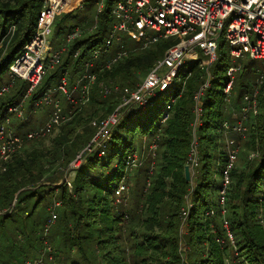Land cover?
Listing matches in <instances>:
<instances>
[{"label": "trees", "instance_id": "trees-1", "mask_svg": "<svg viewBox=\"0 0 264 264\" xmlns=\"http://www.w3.org/2000/svg\"><path fill=\"white\" fill-rule=\"evenodd\" d=\"M42 6L43 0H0V37L4 39V49L0 51V81L32 39ZM112 21L106 12L95 32L75 40L62 63L49 69L53 70L52 74L46 80L43 78L28 102L34 105L49 88L58 85L66 71H71L74 78L91 52L104 46ZM176 42L163 40L150 48L134 51L130 57L101 71L110 59L105 63L98 60L93 69L98 75L97 82L121 77L127 80L125 85H134L135 72L145 75ZM78 49L81 53L75 58ZM3 51L7 54L2 58ZM230 65L229 54L221 49L219 59L212 66V87L204 92L201 101L202 124L196 133L200 143L199 161L204 164L201 179L195 180L194 189L186 181L184 169L190 160L196 94L202 83V70L197 65L189 69L192 76L184 90L181 85L169 95L168 100L175 97L176 102L165 123L159 122L160 112L167 102L162 108L127 112L105 139L103 153L95 151L88 155L89 152H85L71 189L66 182L59 186L41 182L47 165H44L45 156L39 149L26 155L17 154L7 163V169L0 171V264H25L40 255L45 242L53 248L56 261L59 256L64 258L62 264H264V82L258 94L263 113L256 122L247 124L249 137L243 148L246 153L256 151L259 156L245 167L235 165L226 203H220L222 181L216 177L222 176L227 157L224 143L221 145L224 139L221 130L233 113L226 105L224 85L215 90L214 84L219 79L228 81L226 73ZM259 66L261 62L257 60L240 61L241 68L235 74L232 91L234 101L242 103L244 94L252 92L255 80L251 84L248 79L253 74L257 77ZM16 84L13 94L0 99V122L7 109L20 104L27 94L28 82L18 80ZM120 98L117 92L104 96L98 84L94 86L89 102L95 106L94 115L101 119L99 124L115 111ZM81 113L82 109H75L71 118L60 126L62 131L53 141L54 158H62L67 164L79 150L90 144L98 130L92 121L91 127L84 125L88 118ZM140 115L144 122L138 126ZM146 120H150V125L145 123ZM28 123L16 117V134L33 130L32 123L26 128ZM127 123L131 126L127 127ZM138 127L144 138L160 132L155 144H158V156L163 165L148 184L147 170L140 168L132 185V192L141 187L137 202L121 204L115 192L128 173L126 158L134 150L133 139L138 134ZM80 128L85 129L87 136L81 145L72 147ZM59 154L61 156H57ZM62 178L60 176L58 182ZM38 183L39 187L34 188ZM146 185L148 192L145 193ZM192 191V207L185 212L187 196ZM15 199L17 203L13 208ZM56 202L61 203L56 228L52 230L51 227L44 235V226L51 216L49 208ZM225 220L233 234L234 245L224 226ZM184 226L185 233L182 232ZM20 236L24 244L19 241Z\"/></svg>", "mask_w": 264, "mask_h": 264}, {"label": "built area", "instance_id": "built-area-1", "mask_svg": "<svg viewBox=\"0 0 264 264\" xmlns=\"http://www.w3.org/2000/svg\"><path fill=\"white\" fill-rule=\"evenodd\" d=\"M85 1L87 0H43L42 11L32 39L24 46L22 54L10 65L9 73L15 80L9 84L0 85L1 99L10 92L16 79L26 81L29 84L25 98L17 106L9 107L2 118L0 125L1 162L7 161L11 156L22 151L26 141L45 136L71 118V113H63L59 100L54 98L57 92L66 95L73 105L82 106L89 102L92 86L98 79L97 73L93 69L100 56L116 51L110 61L100 68L101 71L104 67L110 68L120 60H124L130 56V53L144 50L163 40L177 39V42L168 48L165 56L150 68L145 78L135 88L123 89L118 84L101 86L100 91L104 96L117 92L122 99L121 106L99 126L102 139L106 137V134L103 135L105 130L118 125L127 112L154 108L159 95L168 96L165 100V103L167 102L164 109L165 114L160 120L161 124L165 123L170 117L169 111L176 102L175 97H170L168 100L169 95L178 86L182 85V90H184V86L192 76V71L189 69L187 72L182 71L184 64L189 60H194L195 63L192 66L197 65L202 70L200 76L202 83L196 94V127L200 122L202 96L205 91L212 87L214 76L211 68L219 59L221 49L229 54L231 60V65L226 73L228 81L225 82L222 89L227 103L232 100L235 74L241 68L240 61L249 58L261 62L256 85H254L251 93L244 94L242 98L244 113H258V94L260 86L264 82V0H96L97 13L94 21L91 23L85 21L72 27L62 40L63 44L54 52L49 53L47 47L50 44V31L59 12L64 11L67 14L74 9L83 8ZM106 12L113 20L107 40L103 47L95 48L90 57L85 59L83 72L75 86L70 89L68 85L70 72L66 71L58 85L49 88L44 96L36 102V105H52L53 112L49 120L40 129L28 132L26 137L12 131L10 128L11 116L15 114L20 118L27 119L23 112L24 101L40 84L47 69L62 63L70 45L86 34L85 28L87 26H90V32L87 33L98 29L101 16ZM121 33L129 35L141 46L128 49L122 45L119 50H111L113 41L115 39L120 40L119 35ZM80 53L81 49L76 50L74 57L77 58ZM76 89H80L78 102L75 101L74 97ZM124 109L126 111L121 115L120 111ZM247 119L244 116L232 124L227 121L223 123L221 134L224 138L227 157L222 170V189L220 192L222 205L226 203L227 190L232 183L231 172L236 165L240 152L238 143L232 137L235 133L246 134ZM195 143L196 139L193 144ZM85 152L86 150L78 155L73 168L77 169L82 165ZM196 153V149L193 148L191 151L193 165L197 163ZM258 156L259 153L256 157ZM80 161L81 163L77 164ZM139 162L136 153H129L126 160L127 170L136 168L140 164ZM125 177L118 187V191L122 194L127 188L126 183H124ZM66 184L70 189L72 188L70 181H67ZM56 219L57 214L52 212V216L44 226V235H47ZM224 226L233 242L234 237L230 232L227 220L224 221ZM45 251L48 253L52 251L47 242H45L42 257L33 263L27 262V264H43L47 257L53 261L54 258L51 255H46Z\"/></svg>", "mask_w": 264, "mask_h": 264}, {"label": "rangeland", "instance_id": "rangeland-1", "mask_svg": "<svg viewBox=\"0 0 264 264\" xmlns=\"http://www.w3.org/2000/svg\"><path fill=\"white\" fill-rule=\"evenodd\" d=\"M96 13H97L96 0H87V1H85V3L83 4V8L74 9L72 12H70L69 15H66L64 13V11L59 12V15H57L56 20L54 22V25H53V27H52V29L50 31V36H49L50 44L47 47V51L49 53H51L56 48H59L63 44L62 40L65 38L67 32L72 27L80 25V24H82L85 21H90L88 23H91V21H94ZM89 27L90 26H87L85 28V31H86L85 35H87V32H90ZM96 30L97 29H95V31ZM95 31H92L91 33L95 32ZM91 33H89V34H91ZM119 36H120V40L115 39L113 41V44L110 47L111 50H119L122 47V45H125V47L128 48V49L129 48H138V47L141 46L140 43H138L136 40H134L133 38L129 37V35H127L125 33H121ZM81 37H83V36H81ZM175 40H177V39H175ZM150 47L151 46H149L148 48H150ZM2 49H4V39H1V37H0V51ZM167 50H166V52H167ZM115 53H116V51L108 52L107 54H104L103 56H100V58L98 60L101 63H105L109 59H111L114 56ZM6 54H7V52L3 51L2 52V58ZM164 56H165V54L163 55V57ZM128 57H130V56H128ZM163 57H161L160 59H162ZM194 63H195L194 60L187 61L184 64L182 70L186 71V70L190 69V67ZM257 68H261V67L259 66ZM49 69H52V68L49 67L47 69L46 74L44 75L45 77H43L44 80L48 79L50 74H52L53 70H49ZM211 72H212V68H211ZM135 73H136V76H135L136 83L134 85H125L127 80L120 79L121 77H119L117 79L118 81L117 80H113L111 78L107 79V80H101L99 83L96 81L92 87L94 88V86L98 84L99 88H101L102 85L110 86L112 84H115V82H117V83L120 84L119 86L122 87L123 89L130 90V89L135 88L145 78V76L147 75L148 72L145 75L142 74V73H137V72H135ZM43 78H42V80H43ZM14 80L15 79L12 77V75L9 72H7V70H6V73L4 74V78L0 81V85L9 84V83L13 82ZM17 80H19V79H16V81ZM42 80H41V82H42ZM16 81L12 85L11 90H10V92L8 94H13L14 87L17 85ZM248 81L251 84L254 81V85H256L257 77H255L254 74L250 75V78L248 79ZM70 83L71 82L69 80L68 85ZM224 84H225L224 79H219L218 82H216L214 84V89L215 90H219L221 88V85L223 86ZM75 91H80V89H76ZM57 93H59V92H57ZM60 94H62V93H60ZM62 95H63L61 97L62 102L59 101V102L62 103L60 105H62L64 107V109L68 108L67 111H69V109L71 108V111H69L67 113H72L75 109H79V110L82 109V113L81 114L82 115L84 114L85 116L84 115L83 116L88 118V122L86 120L87 123L84 124V125H87L88 127H91L92 125L93 126H97L98 130L96 131V133H95V135H94V137H93V139L91 141L92 143L90 142V144L88 146H86L85 148L79 150L76 153V155L74 156V158L72 159V161L69 162V164H67L66 161H64L62 158H54L55 157V153H56V148H55V145H53V141L57 138V135H59V133H61V131H62L61 127H58V129L46 134L43 137H39V138H36V139H34L32 141H28V142L26 141V144H25L24 148L19 153H21L22 155H24V154L26 155V154H30L35 149H37V150L39 149L40 151H42L44 153V156H45V160L44 161H45L46 164H44V165H47V166H46V169H45V176L43 177L41 182L43 184H51V183L54 184L55 183V186L62 185L65 181L66 182L70 181L71 183L73 182V180L75 178V171H76V169L73 168L74 167L73 165L75 164L76 159L78 158V155L81 154L85 149H86V152L87 151L89 152L88 155L92 154V152H95V151L103 153L102 150L105 148L103 146V143H104L105 139L108 136V131L110 133V131L116 126V125L112 126L110 129H107V131L105 130V133L103 135L106 134V137H103V140L101 141L102 135L99 133L100 124L98 122V120H101V119L98 118V115H94V111H95L94 110L95 109L94 104H92L90 102H86L85 105L83 104L82 106H80L78 104H74L73 105L67 99L66 95H64V94H62ZM76 97L77 98H75V101L78 102L80 96H76ZM156 101L159 104H163L164 103L163 102V98L160 95H159V98L156 99ZM235 102H236V100L234 101V99L232 98V100L230 102L226 103V105L229 106V108L231 109V112L233 113L232 116L226 120L229 124H232L236 120H240V119H242V117L245 116V117L248 118L247 122H246V126H247V124L249 122L251 124L256 122L257 117H259L263 113V108H261L259 106V104H258V113L257 114H253V112L244 113L243 110H242V103L236 102V103H238L236 105ZM121 104H122V99L120 100V103L118 104L116 109H118L121 106ZM64 109L62 108V112L63 113H65ZM116 109H115V111H116ZM125 111H126V109H124L123 111L121 110L120 114L122 115ZM23 112L26 115L27 119L20 118V117H18L15 114L12 115L13 117L11 119L10 128H11L12 131H14L16 133H17V128H15V125H14V119L16 117L20 118L23 121H28L29 122L28 126L26 128H30V123H32V124H34V125L31 126L32 129L33 128L34 129H40L49 120V117H50V115L53 112V107H52V105H49V104L36 105V103H35L34 105H32V104H29V102L27 100L25 102ZM5 113H4V115H5ZM195 113H196V109H195ZM112 114H110V115H112ZM164 114H165V111L162 109V113L160 112L161 120H162V117H163ZM199 115H200V113H199ZM109 116L105 117V119L108 118ZM201 116H202V108H201V115L199 116L200 117V122L195 127V123H196V120H197V113H196V119H195V122H194V132H193L194 133L193 142L196 139V143L192 144V147L194 149H196V152H197L196 153L197 163L193 165L192 160H191V152H190V160H189V163L187 164V165L190 166V171H191V180H190L189 183H191L193 189L195 187L196 181H199L201 179V176H202L201 175L202 174L201 173V168H202V165L204 164L203 161H201V162L199 161V157H200V149H199L200 147L199 146H200V143L198 142V138L199 137H197V133H196L197 127L202 124ZM91 121H92V125L90 126V124H91L90 122ZM143 122H144V117H143V115H140L138 126L143 124ZM1 123L2 122H0V125H1ZM145 123L147 125H150L151 122H150V120H146ZM159 123L161 124V121ZM129 126H131V123H127V127H129ZM29 130L27 129V130H25V131H23L21 133H18V134H20V136H22V137H26L28 132L33 131V130H30V131ZM140 130H141V128L138 127V134L136 133L135 136H134V139H133L134 150H132L133 152H131L132 154L136 153L138 158L141 159L140 162H139L140 164L138 165V167H136V168H134L132 170H127L126 169V171L128 173L126 174V177H125L126 180H124L125 182L123 181L124 183H127L126 184L127 185L126 191L122 194L117 189L116 192H115L116 193L115 196L119 198V202H121V204L128 203V205H130L132 203L134 204L135 202H137L136 197H137V195H139V191L141 190V187H139L138 189H134L133 192H132V185H133V181L135 182V176L137 174V171L140 168L143 169V170H147V173H148V175H147V177H148L147 184H148V183H152V181L154 179V175L156 173V170L158 168L160 169L161 166L163 165L162 162L159 160L160 158L158 156V151H159L158 144H155L156 140L158 139V135H159L160 132L156 131V134H148V135H146V138H144V134H141ZM85 136H87V132L85 131L84 128H80L77 131V136H75V138H73V140H74V142L76 144L74 146H72V147H77V144L81 145V142L85 138ZM248 137H249L248 133L245 134V135H239L238 133H235V135H233V137H232V138H234L236 140V142L239 145V149H240V155L238 157V160L236 161V166H239V165L240 166L242 165L243 167L247 166L248 163L252 162V160H254L256 158V155L258 154V152H256V151H250L248 153L243 151V148H245L244 142L246 140H248ZM128 138H130V137L128 136ZM149 142H150V144H149ZM223 143H224V139H222L221 145ZM87 149H89V150H87ZM192 149H191V151H192ZM223 150H225V145H223ZM19 153H17V154H19ZM17 154L11 156V158L8 159L5 162H1L0 161V171H5L7 169V163H9L15 157H17L16 156ZM21 154H19V155H21ZM57 156H61V154H59ZM126 160H127V158H126ZM51 162L53 163V165L51 164ZM199 162H200V165H199ZM79 163H81V161L78 162L77 164H79ZM60 176H63V178H62V181L58 182V180H59L58 178H60ZM147 177H144V178L146 179ZM221 177L217 176L216 178H218L219 181H222ZM220 178H221V180H220ZM39 185H40V183L35 184L34 188H38ZM147 188H148V186L146 185V188H145V191H144L145 193L148 192ZM117 191H118V193H117ZM192 194H193V191L187 196V208H186L185 212H187L188 208L192 207V202H193ZM16 198H18V197H16ZM216 198H219V195ZM123 200H124V202H123ZM16 201L17 200L15 199L14 202L12 203L13 208L15 207V204L17 203ZM220 203H221V194H220ZM60 205H61V203L58 204V202H56L54 205H52L49 208V213H50L51 216H52V212L57 214V212H58L57 210L60 207ZM24 216H27V214L24 213ZM56 225H57V219H56V223L55 222L53 223V226H52L51 229L54 230L56 228ZM182 232L183 233L186 232V227L185 226L182 228ZM19 241L20 242L23 241V238L21 236L19 237ZM221 243H223V241ZM232 243L234 245L235 241L233 240ZM22 244H24V243L22 242ZM235 250L237 251V253L239 252L238 249H235ZM42 254H43V251H41L39 256L27 260L25 264H27V262H32L33 263L35 260L40 259L42 257ZM45 254L49 255V256L51 255L54 258V261H53L54 264H62V262L64 260V258L62 256H59L57 261H56V257H54L53 248H52L51 253H48V251H45ZM53 263L51 262V260H48L47 258H45L43 264H53ZM17 264H24V262H19ZM241 264H247V263H241Z\"/></svg>", "mask_w": 264, "mask_h": 264}, {"label": "crops", "instance_id": "crops-1", "mask_svg": "<svg viewBox=\"0 0 264 264\" xmlns=\"http://www.w3.org/2000/svg\"><path fill=\"white\" fill-rule=\"evenodd\" d=\"M58 48H56L55 50H57ZM54 50V51H55ZM53 51V52H54ZM52 53V52H51ZM82 72H83V65L79 68V70L77 71V74L75 75V77L74 78H72V74H71V71H70V74H69V80H70V84H69V86H70V89H72L74 86H75V84H76V82H77V80H78V78L80 77V75L82 74ZM18 81V80H17ZM17 81H16V83H17ZM59 94V95H58ZM80 96V92L79 91H76L75 93H74V97L75 98H77L76 96ZM63 95L62 94H60V93H56L55 94V96H54V98L55 99H58L59 101H61L62 102V100H61V97H62ZM27 100H29V98H27L25 101H24V104H23V110H24V105H25V102L27 101ZM60 102V104H62ZM30 104V103H29ZM61 107L64 109V107L61 105ZM68 110V108L67 109H64V111H65V113H67V112H69V111H71V108L69 109V111H67ZM26 116V115H25ZM12 117L13 116H11V119H12ZM18 118V117H17ZM16 119V118H15ZM15 119H14V123H15ZM20 119V118H19ZM16 128V127H15ZM16 133V132H15ZM20 135V134H19Z\"/></svg>", "mask_w": 264, "mask_h": 264}, {"label": "water", "instance_id": "water-1", "mask_svg": "<svg viewBox=\"0 0 264 264\" xmlns=\"http://www.w3.org/2000/svg\"><path fill=\"white\" fill-rule=\"evenodd\" d=\"M184 170H185V179L187 182H190V180H191L190 166L186 165Z\"/></svg>", "mask_w": 264, "mask_h": 264}, {"label": "bare ground", "instance_id": "bare-ground-1", "mask_svg": "<svg viewBox=\"0 0 264 264\" xmlns=\"http://www.w3.org/2000/svg\"><path fill=\"white\" fill-rule=\"evenodd\" d=\"M161 97L163 98V102L165 103V100H166L165 95H164V96L161 95ZM164 103H163V104H164ZM163 104H159V103L156 101V106H155L154 108H158L159 106L162 108ZM151 109H153V108H151ZM148 110H149V109H148ZM145 111H147V110H145Z\"/></svg>", "mask_w": 264, "mask_h": 264}]
</instances>
